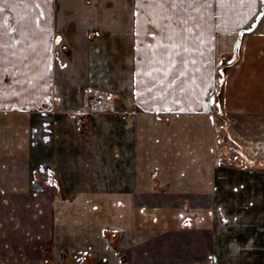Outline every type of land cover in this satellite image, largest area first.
I'll list each match as a JSON object with an SVG mask.
<instances>
[{"label": "crops", "instance_id": "crops-1", "mask_svg": "<svg viewBox=\"0 0 264 264\" xmlns=\"http://www.w3.org/2000/svg\"><path fill=\"white\" fill-rule=\"evenodd\" d=\"M98 50L119 56L126 91L81 82ZM215 115L264 119V0H0V264H51L55 241L57 264L84 252L139 264L151 216L202 233L209 253L184 264H264V171L207 162L182 174L187 140L164 135L183 125L199 148L190 121ZM208 199L211 231L188 230Z\"/></svg>", "mask_w": 264, "mask_h": 264}, {"label": "rangeland", "instance_id": "rangeland-1", "mask_svg": "<svg viewBox=\"0 0 264 264\" xmlns=\"http://www.w3.org/2000/svg\"><path fill=\"white\" fill-rule=\"evenodd\" d=\"M95 45L98 47L97 42L95 43ZM100 52L101 50H98V56H92V58L90 57L87 63L89 66V72L86 73V78L81 79V82L86 85L88 90H91L90 93L103 92L108 95L113 92L115 93L120 90H125L121 88L122 86L128 84V76L123 75L124 77H122V79L118 78L119 72L116 71L115 68L116 63L119 64V56L116 58H105ZM77 60L78 57H73L72 59L73 63H76ZM79 89L80 88H78V90ZM87 89L85 88L86 91ZM94 97L92 98V103L93 105H96L98 103L94 102ZM226 120L227 118L225 117H223L222 119L218 115H215L214 118H211L207 123H204L202 121L200 122V124H197L198 122L196 120L190 121V130L194 131V139H196L198 141V144H200L198 145L200 149L195 148L196 146L194 144H196V142H193L188 135V137L185 136L186 134L184 132L183 125L180 126L182 127L181 130L183 131L180 132V134L178 128L172 130L170 134H164L166 136V139H168L170 142H174L175 145H178L179 143H177V141H173L176 137L182 136L183 138H185V140H187L186 145H188L189 147L186 148L182 146L180 148L187 155H192L191 159H189L190 161H188L187 163L189 166L186 167V169L181 170L182 174L185 172V170L188 169H191L193 172L203 171L205 169L204 165L207 164V162L211 164L212 172L215 171L214 166L217 165L248 171H264V119L233 120L228 122L229 125H227L228 120ZM153 139L156 140L155 137H153ZM159 144H163L162 141ZM159 144H157L156 146L158 147ZM157 147L151 148V153L153 150L156 151ZM181 150L179 151L182 154ZM154 158L158 159V157H156V154L154 155ZM194 159H196L195 162L193 161ZM172 162L173 163H170L171 166L174 165L175 160L173 159ZM77 163L78 161L74 164V166ZM115 171L122 172V169H115ZM113 186L115 187L117 185ZM142 186L143 184L136 186L138 191L140 190L141 192H143V189L141 188ZM116 189L117 188H114L112 190ZM160 191V193H163L162 189H160ZM111 201L108 200V202ZM122 202H124V205H126L125 200ZM177 202L178 203L175 204L177 208H183L181 214H177L178 218L179 215H181L179 220L183 218L182 212L184 214L188 213V215H190L189 201H187V204L186 200L184 199L177 200ZM124 205H122L121 207H123ZM182 205H184L185 208ZM79 208H81L79 209V211H83L84 204L80 205ZM211 208L212 204L208 199L205 204L201 205V209H205L204 213H208L209 217L205 215V220L201 221L200 217L204 214L193 213L192 215L195 219H193V224H195L198 228H203V226H206V224L211 223V226H209L211 231L213 225L212 223H214V217L216 219L217 216V214L215 213H212L211 215L209 214L208 211H211ZM161 214L162 213L157 212L156 215ZM154 218L156 217L151 216V218H149V220H151V231H149L148 233H151V235L142 233L144 237L148 236L149 239H145V242L143 243L144 248L139 250L140 256L139 258H137L138 261L136 258H134L137 262H139V264H145L146 262H148L149 264H184V262L190 260L191 258L197 259L199 255L209 253V249H204V251L202 249V246L206 242L200 237L202 233H197L193 236V239H188L189 232L186 233L185 237V230L180 231L179 229H158V226H155V224L153 223ZM230 220L231 223L235 225L236 229L237 219L236 221L234 220V222L233 219L230 218ZM168 221L171 222V219H169ZM212 233L218 234L217 228H215ZM70 241L77 242L75 239H70ZM55 243L53 247L54 253L51 255H47V259L52 261L51 264H57L53 261L55 260ZM74 244L76 245V243ZM135 253L137 252L134 251V254ZM60 256L62 261L67 260L66 254L62 253L59 255V257ZM98 256L99 255H97L98 262L96 264H108V258L101 259ZM122 260L123 262L131 264V257L128 254L126 257L124 256V259Z\"/></svg>", "mask_w": 264, "mask_h": 264}, {"label": "trees", "instance_id": "trees-1", "mask_svg": "<svg viewBox=\"0 0 264 264\" xmlns=\"http://www.w3.org/2000/svg\"><path fill=\"white\" fill-rule=\"evenodd\" d=\"M219 75H223V71L222 68H219ZM215 99L217 100L218 104H220L221 102V94L219 92H217V95L215 97ZM187 204V201H186ZM106 236L111 244V246L113 247V249L118 251V241L120 240V234L116 231H107L106 232ZM95 259L94 256L91 252H84L81 255V259L79 264H95Z\"/></svg>", "mask_w": 264, "mask_h": 264}, {"label": "flooded vegetation", "instance_id": "flooded-vegetation-1", "mask_svg": "<svg viewBox=\"0 0 264 264\" xmlns=\"http://www.w3.org/2000/svg\"><path fill=\"white\" fill-rule=\"evenodd\" d=\"M58 186V183L55 181L54 183H53V186ZM188 219H190V218H188ZM186 220V219H185ZM191 220V219H190ZM189 229L188 230H191V231H195V229L197 228V226L195 225V224H189ZM116 232H118V231H116ZM119 234H120V232H118ZM109 241V240H108ZM119 242V241H118ZM111 245V244H110ZM92 253V252H91ZM65 254V253H64ZM93 254V253H92ZM93 256H94V254H93ZM94 259H95V257H94ZM95 263V262H94Z\"/></svg>", "mask_w": 264, "mask_h": 264}, {"label": "built area", "instance_id": "built-area-1", "mask_svg": "<svg viewBox=\"0 0 264 264\" xmlns=\"http://www.w3.org/2000/svg\"><path fill=\"white\" fill-rule=\"evenodd\" d=\"M100 101H101V99H100L98 96H95V97H94V102L98 103V102H100Z\"/></svg>", "mask_w": 264, "mask_h": 264}]
</instances>
